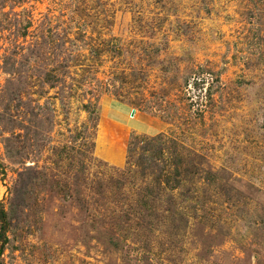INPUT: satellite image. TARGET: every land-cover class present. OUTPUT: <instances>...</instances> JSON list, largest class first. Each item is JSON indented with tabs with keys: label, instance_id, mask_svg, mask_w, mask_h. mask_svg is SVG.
Instances as JSON below:
<instances>
[{
	"label": "rangeland",
	"instance_id": "374dc122",
	"mask_svg": "<svg viewBox=\"0 0 264 264\" xmlns=\"http://www.w3.org/2000/svg\"><path fill=\"white\" fill-rule=\"evenodd\" d=\"M0 264H264V0H0Z\"/></svg>",
	"mask_w": 264,
	"mask_h": 264
},
{
	"label": "water",
	"instance_id": "95a60500",
	"mask_svg": "<svg viewBox=\"0 0 264 264\" xmlns=\"http://www.w3.org/2000/svg\"><path fill=\"white\" fill-rule=\"evenodd\" d=\"M134 115V111L132 112V116Z\"/></svg>",
	"mask_w": 264,
	"mask_h": 264
}]
</instances>
